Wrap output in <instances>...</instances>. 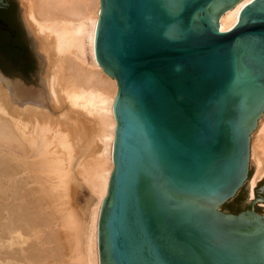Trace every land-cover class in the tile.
Masks as SVG:
<instances>
[{"label":"water","instance_id":"water-1","mask_svg":"<svg viewBox=\"0 0 264 264\" xmlns=\"http://www.w3.org/2000/svg\"><path fill=\"white\" fill-rule=\"evenodd\" d=\"M238 1L99 0L94 58L117 93L98 264H264V184L248 209H220L264 111V0L219 30ZM40 69L19 0H0V83L36 96Z\"/></svg>","mask_w":264,"mask_h":264},{"label":"bare ground","instance_id":"bare-ground-1","mask_svg":"<svg viewBox=\"0 0 264 264\" xmlns=\"http://www.w3.org/2000/svg\"><path fill=\"white\" fill-rule=\"evenodd\" d=\"M250 1L239 0L222 13L219 30L233 27L239 11ZM19 3L27 26L42 42L38 49L46 62L43 72L33 41L45 88L36 96L18 98L0 83V245H4L0 249V264H49L50 258L60 261L59 264H98L96 226L113 167L115 120L111 107L117 93L116 80L102 72L94 58L100 2ZM29 35L32 38L30 32ZM263 115L264 111L250 135L249 165L251 157L256 165L252 189L264 178ZM81 118L92 125L97 147L92 150L94 144H86V153L75 160L76 145L67 132L76 128L73 138L81 146V139L91 131L84 127ZM71 180L84 184L95 197L88 207V220L70 207H63L64 187ZM60 237L67 240L46 247V243Z\"/></svg>","mask_w":264,"mask_h":264},{"label":"rangeland","instance_id":"rangeland-1","mask_svg":"<svg viewBox=\"0 0 264 264\" xmlns=\"http://www.w3.org/2000/svg\"><path fill=\"white\" fill-rule=\"evenodd\" d=\"M20 3H21V1H20ZM22 4V3H21ZM20 8H21V6H20ZM21 15H23V18L22 19H24V21H25V24H26V26H27V23H26V20H25V17H24V10H23V12H22V10H21ZM27 28H28V30H29V32H30V34H31V36H32V38H33V40L32 41H34V43H35V45H36V47H37V49H38V46L40 47L41 46V44H42V42H40L39 40L37 41V38H36V36H34L33 34H32V32H31V30L29 29V27L27 26ZM31 38V39H32ZM39 43V45H38V43ZM41 43V44H40ZM38 52H39V55H40V57H41V63H42V69H41V72H43L45 69H44V65L43 64H45L44 63V61H43V55H42V51L40 52L39 51V49H38ZM46 65V64H45ZM44 66V67H43ZM46 68V67H45ZM263 118H264V115L262 116ZM263 118H261V120L259 121V125H258V127L257 128H259V126H260V122L262 121V119ZM81 122L83 123V125H84V127H86V126H88L89 128H90V130L91 131H88V133L86 132V134L84 135V137L81 139L82 141H80V145L81 146H77V144H78V142H77V140H75L74 141V136H73V134H74V132L73 131H75V129L76 128H73L72 130H70V132H67V135H69V137L72 139V143H75V147H74V149H73V154H74V157H75V160L77 159V157L79 158L80 157V155H84V153H86V150L88 149V148H86L87 146H89V145H93L92 146V150H94V148L96 149V147L97 146H95L96 144V139H95V132H94V130H92V125L91 124H89L86 120H84V119H82L81 118ZM86 130V129H85ZM257 130L258 129H256V131H255V133H253V135H252V140H253V142H254V140H255V136H256V132H257ZM90 139H93V140H90ZM87 141H89V143H87ZM91 141V142H90ZM82 142V143H81ZM84 144V145H83ZM86 144H89V145H86ZM86 145V146H85ZM251 146H253V144H251ZM85 151V152H82L80 149L81 148ZM65 150L67 149L68 150V147H66V148H64ZM76 149V150H75ZM66 150V151H67ZM251 153H252V147H251ZM251 156H252V154H251ZM82 157V156H81ZM253 159H252V157H251V165H249V175H251V176H249L250 177V179H247L246 181H245V183H244V185L242 186V188L240 189V190H242V189H244V194H245V198H243L244 200H241V201H239L238 202V204L237 203H235L236 201L234 200V199H231L230 201H228V202H226L225 204H228V206H224V204L220 207V209L222 210V211H224V212H228L226 209L228 208V209H231V210H233V211H235V213L237 212H240V211H243V210H246V209H248V206H249V199H248V197H247V192H246V190H247V188H249L250 189V194H249V198L250 199H252V198H256L255 197V194H254V190H255V188L258 186V185H263L264 184V178L262 179V180H260L258 183H257V185L254 187V189H252V187H251V180H252V178H253V176L255 175V173H256V165H255V163H254V160L252 161ZM76 177H74V179H75ZM67 183H68V185H67ZM67 183L65 184V187H64V193L62 194V197L63 198H65V195H66V198L64 199V200H62V201H64V205H63V207L64 208H66V209H70L71 208V210H72V212H75L76 214H79V215H82V217L86 220H88V213H89V211H88V207H90V205H92L94 202H95V197H94V195H92V192L90 191V189L88 188V187H86L84 184L82 185V183H77V181H74L73 182V180H71L70 182L69 181H67ZM67 185V186H66ZM70 185V186H69ZM72 186V187H71ZM67 188H69V189H67ZM72 188V189H71ZM68 190V191H67ZM239 190V191H240ZM73 191V192H72ZM70 194H69V193ZM68 193V194H67ZM73 194V195H72ZM68 195V196H67ZM70 195V196H69ZM67 200V201H66ZM90 204V205H89ZM67 205V206H66ZM70 205V206H69ZM263 207H261V211H255V212H257L258 214H261V215H263L264 216V205H262ZM67 207H70V208H67ZM69 211V210H68ZM233 213V212H232ZM60 236H62V235H60ZM67 240L66 239V237H60V239H58V240H53V242H49L48 244L46 243L45 245H46V247H48V246H50V247H52V246H55V244H59V242H60V244L62 243V241L63 242H65V240ZM58 242V243H57ZM51 243H52V245H51ZM50 244V245H49ZM0 249H4V245H0ZM65 249H66V247L64 248V251H65ZM68 250L66 249V251L65 252H67ZM52 258H50L49 260H48V263L49 264H59V262L60 261H58V262H56L57 260H54V259H52ZM66 259V258H65ZM61 263V262H60Z\"/></svg>","mask_w":264,"mask_h":264},{"label":"flooded vegetation","instance_id":"flooded-vegetation-1","mask_svg":"<svg viewBox=\"0 0 264 264\" xmlns=\"http://www.w3.org/2000/svg\"><path fill=\"white\" fill-rule=\"evenodd\" d=\"M260 186H261V184L258 185V186L255 188V190L258 189ZM255 190H254L255 197H256V198H257V197H260V196H257V195H256ZM246 192H247V197H248V199H249V206H248V208H249V207H250V204H251V201H252L254 198H252V199L249 198V194H250V189H249V188H247ZM244 193H245V192H244V189L240 190V191L237 193L238 196H239V199L235 200V201H236L235 203L238 204L239 201L244 200V199H243V198H245V194H244ZM262 205H264V202H262V201H259V202L255 203V205H254V210H255V211H261V210H262L261 207H263ZM231 212H233V211H231Z\"/></svg>","mask_w":264,"mask_h":264},{"label":"trees","instance_id":"trees-1","mask_svg":"<svg viewBox=\"0 0 264 264\" xmlns=\"http://www.w3.org/2000/svg\"><path fill=\"white\" fill-rule=\"evenodd\" d=\"M250 176V175H249ZM234 200H237V199H239V196H238V194L233 198ZM224 206H228V204H224ZM228 212H230V213H232L231 211H233V210H231V209H226ZM233 213H235V211H233ZM237 213V212H236Z\"/></svg>","mask_w":264,"mask_h":264}]
</instances>
